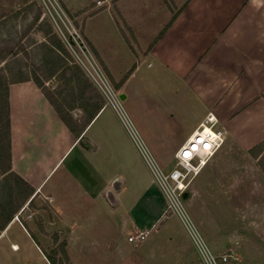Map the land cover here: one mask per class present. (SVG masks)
I'll list each match as a JSON object with an SVG mask.
<instances>
[{"label": "crops", "instance_id": "obj_1", "mask_svg": "<svg viewBox=\"0 0 264 264\" xmlns=\"http://www.w3.org/2000/svg\"><path fill=\"white\" fill-rule=\"evenodd\" d=\"M61 4L115 82L125 80L126 100L136 94L133 83L139 78L128 75L138 73L151 58L156 64L147 66L156 67L153 77L176 80L177 95L201 104L202 116L173 148L174 160L209 113L228 140L246 151L264 141V0H61ZM117 48L126 50L127 58L122 59ZM9 103L12 171L34 190L28 204L46 199L53 207L54 219L48 222L57 228L58 237L71 225L86 224L89 234L97 224L99 230L115 226L135 232L163 220L165 204L154 213L148 196L159 187L151 180L145 198L127 202L130 181L114 169L119 153L115 138L93 132L111 104L106 103L76 139L33 81L11 84ZM201 203L196 218L204 211ZM16 216L0 240L19 226L32 243L38 241L34 245L48 261L42 232L48 234L49 229L23 225ZM207 237L217 253L228 247L223 234ZM12 245L20 250L16 242ZM166 263V258L160 261Z\"/></svg>", "mask_w": 264, "mask_h": 264}, {"label": "rangeland", "instance_id": "obj_2", "mask_svg": "<svg viewBox=\"0 0 264 264\" xmlns=\"http://www.w3.org/2000/svg\"><path fill=\"white\" fill-rule=\"evenodd\" d=\"M56 1L60 8L50 5L47 0H0V51L8 52L5 60L0 62V74L10 80L37 76L45 83V88L58 93L64 87L60 75L48 79L53 67L51 44L57 39L68 51L57 54L68 65L76 62L96 86L83 64L89 67L88 61H91L97 69L103 70L82 38L75 19L63 10L61 0ZM37 16L39 20L34 22ZM125 52L116 49L122 59L127 58ZM147 63L156 64L148 58L138 73L136 71L139 77L133 83L136 94L127 100L121 98L122 94L126 95L123 85L115 90L109 83L111 98L126 113L128 124L109 106L93 129L99 137L111 135L115 138L119 153L114 169L130 181L126 192L129 203L145 198L147 186L154 180L143 144L162 170L169 172L175 165L173 148L188 136L204 111L194 98L177 95L179 84L176 80L153 77L156 67L149 68ZM103 97L105 103L111 104L108 96L103 94ZM72 114L76 118L83 115L80 109L73 110ZM148 196L152 211L159 212L160 205L165 204L162 192L152 188ZM200 203L201 211H204L196 218ZM183 205L193 228L217 264H261L264 261V170L248 151L228 140L227 136L192 183ZM53 210L46 199L27 202L17 214L18 221L23 225L28 222L40 231L49 229L48 234L42 232L47 238L43 240L46 253L64 264H160L165 258L166 264H205L189 225L174 214L164 215L163 211V220L150 229L147 239L134 245L128 242L134 231L122 232L115 226L99 230L98 224L94 225L93 234H89L86 224L71 225L59 235L58 242H54L57 228L48 222V219H54ZM222 234L228 237L230 244L228 242V247L217 253L206 237ZM166 235L170 239L166 240ZM12 242H16L20 250H13ZM37 242L34 240L36 245ZM34 243L19 226H14L7 237L0 240V264H50ZM152 250L154 256H151ZM224 256L228 257L226 263L222 261Z\"/></svg>", "mask_w": 264, "mask_h": 264}, {"label": "trees", "instance_id": "obj_3", "mask_svg": "<svg viewBox=\"0 0 264 264\" xmlns=\"http://www.w3.org/2000/svg\"><path fill=\"white\" fill-rule=\"evenodd\" d=\"M67 14L71 18H74L68 12ZM175 18L176 15L171 20V23ZM38 20L39 16L34 19V22ZM162 34L163 32L159 36ZM87 44L114 89L119 90L125 80L123 79L119 83H116L103 65L97 51L89 43ZM51 45V53L53 55L50 58L53 67L48 79L53 78L57 74L60 75V80L64 82V87L58 93L51 92L45 88V83L37 76L32 78L22 76L21 78L10 80L8 77L0 74V134L4 130V133L0 135V234L6 229L34 192L33 188L13 173L11 168L10 85L33 81L76 139L81 138L86 128L106 104L103 95L90 81L82 68L74 61L73 64L68 65L58 55V52H68L65 46L57 39ZM4 51H0V62L4 61L8 56V52L4 54ZM75 109L82 111V117L76 118L72 114V111ZM248 153L257 160L259 166L264 170V141L249 149ZM53 240L54 242H58V235H54ZM45 256L50 264H64L62 261H58L56 257L51 255Z\"/></svg>", "mask_w": 264, "mask_h": 264}, {"label": "built area", "instance_id": "obj_4", "mask_svg": "<svg viewBox=\"0 0 264 264\" xmlns=\"http://www.w3.org/2000/svg\"><path fill=\"white\" fill-rule=\"evenodd\" d=\"M47 1L50 5H57L60 8V4L58 1ZM98 4H101V1H99ZM63 10L67 13L64 8ZM85 48L86 51H88L86 46ZM83 65L94 79L99 91H102L101 94H104L109 97L111 105L116 109L117 112L120 113V115L123 117L124 122L128 124L129 119L126 116V113L123 111L122 107L117 104L116 100L111 98L113 97L111 91L112 88L109 84L110 81L108 80L104 72H101L99 69H97L91 61H88V65L91 69L85 64ZM104 76L106 77V79ZM135 76V73L131 74L132 78H134ZM207 128L210 130V132L205 133V129ZM226 136L227 135L225 131L219 128L218 120L215 115L209 113L205 117L204 121L193 132L190 138L185 142V144L176 152L175 165L169 172L162 170V168L154 160L152 155L142 143L144 147L143 149L145 152V156L149 161L150 168L154 175L153 181L159 187L165 199L164 215L168 213L174 214L189 225L192 237L194 239L193 241L197 245V248L199 249V252L205 264H217V261L210 252L208 246L205 244L204 240L193 228L191 219L183 205V197L184 194L187 193L191 188L194 179L201 173V171L207 165L209 160L222 147L226 140ZM16 219L18 220V215L16 216ZM149 234L150 229L135 231L134 233L129 235L128 242L134 245L142 244L147 239ZM222 261L226 263L228 261V257L224 256L222 258Z\"/></svg>", "mask_w": 264, "mask_h": 264}, {"label": "water", "instance_id": "obj_5", "mask_svg": "<svg viewBox=\"0 0 264 264\" xmlns=\"http://www.w3.org/2000/svg\"><path fill=\"white\" fill-rule=\"evenodd\" d=\"M122 99H125V95H121ZM188 196V192L184 194V200L186 199V197Z\"/></svg>", "mask_w": 264, "mask_h": 264}, {"label": "bare ground", "instance_id": "obj_6", "mask_svg": "<svg viewBox=\"0 0 264 264\" xmlns=\"http://www.w3.org/2000/svg\"><path fill=\"white\" fill-rule=\"evenodd\" d=\"M208 132H210V130L207 128V129H205V133H208ZM17 220V219H16ZM15 249H17V247L15 248Z\"/></svg>", "mask_w": 264, "mask_h": 264}, {"label": "snow or ice", "instance_id": "obj_7", "mask_svg": "<svg viewBox=\"0 0 264 264\" xmlns=\"http://www.w3.org/2000/svg\"><path fill=\"white\" fill-rule=\"evenodd\" d=\"M186 155H188V154H186Z\"/></svg>", "mask_w": 264, "mask_h": 264}]
</instances>
